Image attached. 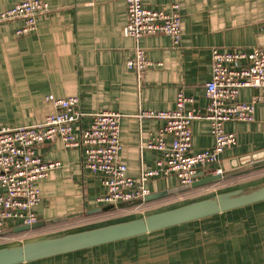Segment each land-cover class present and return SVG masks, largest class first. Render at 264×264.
I'll list each match as a JSON object with an SVG mask.
<instances>
[{
    "label": "crops",
    "instance_id": "obj_1",
    "mask_svg": "<svg viewBox=\"0 0 264 264\" xmlns=\"http://www.w3.org/2000/svg\"><path fill=\"white\" fill-rule=\"evenodd\" d=\"M22 1L25 0H0V13ZM44 1L50 11L38 17L34 33L16 35L24 24L22 20L0 24V130L42 123L57 111L48 101L49 96L56 99L76 96L80 98L79 110L84 114L79 125L83 129L90 127L95 114L122 115L120 161L127 165L129 176L139 180L143 173H153L146 183L150 194L180 187L174 176H165L163 153L146 147L165 122L139 115L174 110L179 91L193 100L188 110L205 113L208 105L205 85L211 80L212 52L215 49L221 52L264 50V0H143L146 7L165 12L175 4L180 6L182 42L178 48L166 35L145 36L139 42L127 37L124 33L127 5L123 0ZM137 46L157 64L142 79L126 66ZM245 65V61L240 62V66ZM258 94L257 89H242L239 101L249 103ZM225 129L236 135L237 145L221 156L220 165L200 170L199 179L215 175L218 168L224 172L232 169L238 159L264 156V102L256 106L253 123L229 122ZM172 139L171 135H165L167 146L172 145ZM213 145L209 122H193V151L208 150ZM37 154L44 162H57L60 166L38 183L42 202L36 213L38 222L47 225L26 236L65 234L81 229L77 226L93 217L88 213L100 208L95 200L105 191L103 177L85 169L82 152L65 148L61 140L40 145ZM251 173L263 176L256 180L264 179V166L228 176L220 183L193 190L188 195L185 192L171 197L178 201L202 192L216 195L233 188L255 187L257 181L248 176ZM155 206L129 204L116 210L127 215L130 209L140 212ZM80 213L83 215L71 217ZM14 224L9 222L8 228ZM177 236L189 238L183 239L180 245L193 241L190 232ZM208 240L209 237L200 235L198 242L210 246ZM180 245L170 249L176 251ZM81 254L84 252L72 256Z\"/></svg>",
    "mask_w": 264,
    "mask_h": 264
},
{
    "label": "built area",
    "instance_id": "obj_2",
    "mask_svg": "<svg viewBox=\"0 0 264 264\" xmlns=\"http://www.w3.org/2000/svg\"><path fill=\"white\" fill-rule=\"evenodd\" d=\"M127 5V23L124 33L136 42L145 36L166 35L175 47L182 42V17L180 6L175 4L169 12L146 7L143 0H123ZM44 0H25L0 13V24L22 20L16 31L18 37L30 35L37 29V19L49 12ZM211 80L205 85L208 105L205 113L187 109L193 102L179 91L176 108L172 111L144 112L140 118L159 119L164 127L147 144L148 149L163 153L165 176H174L180 186L192 185L199 179L202 169L220 165L221 156L237 145L236 135L225 129L229 122L253 123L256 106L264 102V50L212 52ZM245 61V66L240 62ZM127 69L144 73L157 66L145 51L137 46L126 62ZM257 89L252 101H239L242 89ZM56 108L37 125L0 130V234L9 222L34 225L39 219L36 209L42 202L38 183L47 179L60 164L44 162L37 149L44 143L61 140L67 149H79L84 157V167L103 177L104 193L95 200L97 206H116L134 203L149 196L146 183L153 173H143L139 180L129 176L128 167L120 161L122 151L121 118L112 112L92 116L87 129L79 127L84 114L79 110L80 98L56 99L48 97ZM197 120L209 122L214 145L211 149L194 152L192 149V124ZM172 136L167 146L164 137ZM162 165V164H160ZM218 168L215 175H222Z\"/></svg>",
    "mask_w": 264,
    "mask_h": 264
},
{
    "label": "rangeland",
    "instance_id": "obj_3",
    "mask_svg": "<svg viewBox=\"0 0 264 264\" xmlns=\"http://www.w3.org/2000/svg\"><path fill=\"white\" fill-rule=\"evenodd\" d=\"M251 175L250 178L257 181L254 185L264 184V179L256 180L263 176H256L255 173ZM250 187L246 189L250 190ZM214 195L215 192H202L178 201L160 202L155 208L146 211L134 212L130 209L129 214L112 218H109L111 215L95 216L85 220L84 224L80 223L77 227L94 228L111 222L143 217ZM69 232L71 231H66V233ZM185 232L191 233L193 241L188 240V245H180L183 239L189 238L177 235ZM63 233L50 232L34 236L13 237L1 241L0 243L4 245L0 247L56 237L64 235ZM200 235L209 237L210 246H205V242H198ZM179 245L180 248L176 251L170 249L172 246L177 249ZM163 247L166 248L163 249ZM81 255H70L35 264H264V203L184 229L160 232L141 238V240L118 243L108 246L105 250H90Z\"/></svg>",
    "mask_w": 264,
    "mask_h": 264
},
{
    "label": "water",
    "instance_id": "obj_4",
    "mask_svg": "<svg viewBox=\"0 0 264 264\" xmlns=\"http://www.w3.org/2000/svg\"><path fill=\"white\" fill-rule=\"evenodd\" d=\"M232 169L222 175H212L198 179L192 185L177 187L173 190L150 194L143 200L130 204H139L156 201L178 193H185L223 181L228 176H236L254 168L264 166V156H250L235 161ZM233 188L223 191L212 197L196 200L165 211L136 217L129 220L110 223L82 231L65 233L64 235L44 238L0 247V264H33L73 254L98 249L126 241L150 236L166 230L189 225L192 223L227 215L264 203V184L250 187ZM129 203H120L116 206L100 207L89 212V215L107 212ZM83 213L72 215V218L82 216ZM69 217V218H71ZM47 223L38 222L34 225H19L4 230L0 238L11 234L30 233L45 227Z\"/></svg>",
    "mask_w": 264,
    "mask_h": 264
},
{
    "label": "trees",
    "instance_id": "obj_5",
    "mask_svg": "<svg viewBox=\"0 0 264 264\" xmlns=\"http://www.w3.org/2000/svg\"><path fill=\"white\" fill-rule=\"evenodd\" d=\"M261 168V167H260ZM252 174V173H251ZM248 176H252V175H248ZM221 182V181H220ZM220 182H218V183H220ZM215 184H217V183H215ZM210 185H214V184H210ZM210 185H208V186H210ZM205 187H207V186H205ZM202 188H204V187H200V188H197V189H202ZM197 189H194V190H197ZM193 191V190H192ZM192 191H189V192H186V195H188V194H190ZM167 200H172V197L171 196H168V197H166V198H163V199H159V200H156V201H152V202H147V203H139V204H141V206H148V205H153V204H158V203H160V202H164V201H167ZM138 204V205H139ZM134 205H136V204H134ZM121 208H124V207H121ZM111 215L112 214V216L111 217H109V218H112L113 216H115V217H117L118 215H122V214H124V213H121V212H117V210L116 209H114V210H110V211H107V212H101V213H96V214H93V215H91V216H93V217H95V216H99V215ZM111 223H113V222H111ZM107 224H110V223H107ZM107 224H105V225H107ZM15 226H11L10 228H13V227H16V226H19V225H21V224H19V223H15L14 224ZM101 226H104V225H101ZM95 228V227H94ZM7 229H9V228H7ZM41 229H43V228H41ZM41 229H38V230H35V231H32L33 233L34 232H38V231H40ZM86 229H90V227H88V228H81V229H78V230H75V231H82V230H86ZM32 232H30V233H32ZM71 232H74V231H71ZM30 233H23V234H11V235H8V236H5V237H2V238H0V241H5V240H9V239H12L13 237H21V236H26V235H29ZM70 233V232H69ZM85 252H87V251H85ZM84 252V253H85ZM81 253H83V252H81ZM52 260H54V259H52ZM52 260H47L48 262H50V261H52ZM37 263H39V262H37ZM33 264H35V263H33Z\"/></svg>",
    "mask_w": 264,
    "mask_h": 264
}]
</instances>
